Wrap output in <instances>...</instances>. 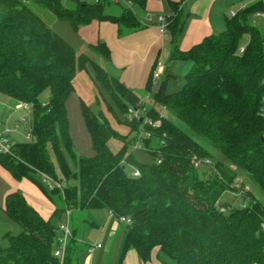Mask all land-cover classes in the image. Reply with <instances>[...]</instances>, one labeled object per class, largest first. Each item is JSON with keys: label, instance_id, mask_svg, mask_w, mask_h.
I'll use <instances>...</instances> for the list:
<instances>
[{"label": "trees", "instance_id": "1", "mask_svg": "<svg viewBox=\"0 0 264 264\" xmlns=\"http://www.w3.org/2000/svg\"><path fill=\"white\" fill-rule=\"evenodd\" d=\"M31 1L68 20L74 30L93 20L136 29L140 21L131 6L145 9L147 2L72 0L75 5L68 7L63 0ZM181 3H169L171 58L190 61L191 68L175 92L167 91L172 75L158 84H153L152 75L150 79V89L157 86L152 98L165 108V116L115 75H107L90 56L78 54L28 3L0 0V93L28 103L33 112L26 133L29 141L13 139L11 132L18 128L8 122L16 144L11 154L0 153V163L15 178L57 180L52 146L65 179L63 193L51 190L61 192L64 208L49 219L21 194H7L3 211L20 231L7 234L8 245H0V264H57L53 252L59 224L52 219L60 221L70 210L72 227V219L83 209H106L118 219L129 218L124 251L133 247L144 262L155 253L161 264H264V33L250 21L251 15L264 11V4L258 0L226 18L222 33L182 52L178 47L185 28ZM113 5L121 6L119 14L110 11ZM244 36L247 44L241 51ZM90 50L112 68L105 42L91 45ZM90 62L95 80L123 112L129 115L126 104H132L145 108L146 114L126 121L138 134L134 143H127L104 116L81 100L93 146V156L85 157L73 150L66 101L75 89L78 71ZM46 90L49 100L43 104L40 96ZM148 119L158 125L147 123ZM60 137L75 166L73 172L60 150ZM113 139L122 145L118 152L109 146ZM140 140L141 150L153 156L152 163L138 162L129 152ZM126 164L134 169L127 171ZM136 170L139 175H134ZM240 174L246 181L237 187ZM71 179L75 184L68 185ZM247 185L261 197L255 198ZM227 189H233L239 205L228 204L225 211L219 199ZM74 233L73 228L65 264H78L80 248Z\"/></svg>", "mask_w": 264, "mask_h": 264}, {"label": "crops", "instance_id": "2", "mask_svg": "<svg viewBox=\"0 0 264 264\" xmlns=\"http://www.w3.org/2000/svg\"><path fill=\"white\" fill-rule=\"evenodd\" d=\"M96 1L94 0L93 2ZM171 1L179 2L181 0H147L145 9L131 6L125 2L126 5L132 7L140 21V27L136 29L120 26L118 23L108 20H93L91 23L76 30L81 34L83 44L87 45L90 57L95 63L99 64L101 62L94 60L90 46L96 45L101 41L106 43L111 52V63L115 77L142 100L148 95L152 98L153 94L157 91V89L153 91V87L156 85H153L150 89V79L158 63L162 65L163 74L166 73V76L170 74L174 77L173 79L177 80L186 71L184 73L185 76L191 68L189 66L190 61L171 58L172 37L170 30L168 28L162 30L159 22L160 16L164 15L166 19L171 16L172 10L169 4ZM256 1L258 0H182L181 8L185 15V28L178 43L179 50L182 52L189 51L205 38L222 33L225 30L226 18L232 17L233 14H237L240 10ZM261 1L264 4V0ZM110 11L114 14H119L121 6L113 5ZM250 21L264 33L262 26L264 11L251 15ZM246 44L247 40H245L243 47ZM89 65L87 64L86 68L81 69L77 73L74 81V91L77 90L78 85L80 87H85V84L93 86L87 74H91L88 69ZM184 76L180 78V85L184 80ZM81 100L87 105H91V98H88V101L80 98V103ZM11 117H13L12 112L6 121ZM55 210H53V213ZM104 210L107 221L97 242L102 244V247L96 249L91 255L87 250L90 243L82 242L78 236L79 222L75 227L72 225L75 229L74 237L80 248L78 264H161L156 258L155 253L152 254L148 261L144 262L133 247H129L124 251L126 224L120 222L108 210ZM53 213L48 217L39 214L45 219H49ZM80 215L81 211L77 214L79 221L81 220ZM91 224L93 228L100 226L94 223ZM122 225L124 226V235L120 229ZM100 239L103 241L100 242ZM83 252L88 254V257L84 261L82 259Z\"/></svg>", "mask_w": 264, "mask_h": 264}, {"label": "rangeland", "instance_id": "3", "mask_svg": "<svg viewBox=\"0 0 264 264\" xmlns=\"http://www.w3.org/2000/svg\"><path fill=\"white\" fill-rule=\"evenodd\" d=\"M23 1H25L30 6H32V8H34L37 14L40 15L55 32L60 34L76 49L78 54H85L90 56L89 49L86 47L87 45L85 46V43L83 44L81 34L78 31L74 30V28L72 27L71 23L68 20L58 19L55 15L49 12L41 4H38L31 0H23ZM87 1L93 2L94 0H87ZM63 3L65 4V6L68 7L71 5H75L72 4L74 3L72 0H63ZM262 24L264 28V21ZM245 40H247V36H244V40H242V45L245 43ZM91 54H93L94 60H96L97 62H101V60L97 58L92 51ZM88 64H90L88 69L90 70L92 75L87 72L86 73L89 76L88 78L91 79L93 86L89 84H85V87L84 86L80 87L78 85L80 82L78 81L79 83L77 84L78 85L77 90L73 91L69 95L66 101V111L69 121V137L72 142L73 150L78 155L85 157L93 156V146H92L91 137L87 131V128L85 126L82 117L81 108H80V98L86 101H88V98H91L92 100L90 105L91 109L95 113L104 116L109 121L113 129H115L118 133L126 137L127 143L130 142L134 143L138 135L136 129L130 128L129 123H126L127 120L129 122H133V119L127 113L123 112L122 109L119 108L116 102L104 90L102 85L95 80L94 78L95 68L91 62ZM99 64L105 67L107 75L110 76L115 75L113 69L109 66V64L107 63L104 64L102 62ZM191 65L192 63L190 62L189 66ZM184 73L182 76L180 77L178 76L179 80L173 78L169 79L167 86L168 92H175L178 90L181 82L180 78L184 76ZM165 78H166V73L165 74L162 73L160 75L158 83L161 82V80H164ZM154 89H157V86L153 87V91ZM144 99H148L147 103L155 107L161 114L168 116L165 111V108L160 106L158 103H155L154 99L151 98L150 95L146 96ZM48 100H49V90H46L41 94L40 102L44 104L47 103ZM18 103L19 102H15L12 99L0 93V118L6 121L8 119V116H10L12 112L13 117H11L8 121H10V125L14 127L16 126L18 117L26 116L28 120V124L27 125H24V123L18 124L19 125L18 129L11 132V137L17 141H29L27 139L26 133L29 131V126H30L29 123L33 117L32 108L30 106L28 107L27 110L20 109L17 112H15L14 107ZM126 106L132 109L137 108V106H133L132 104H126ZM145 114L146 113L142 109H140V118L145 117ZM142 130H143V125L141 124L140 132ZM110 146L113 152H118L122 148V145H120V143L114 139L111 140ZM60 150L63 154L65 161L68 164V167L73 172L75 170V166L69 157L67 149L61 140V137H60ZM49 152H50L51 160L53 161L55 167V178L58 181L65 180L64 174L59 165L57 154L52 146L49 147ZM129 152L130 153L132 152L134 159L138 162L152 163L154 161L152 155L146 153L144 150H136L132 147V145L129 147ZM132 167L131 165L126 164L127 171L130 172L131 169L133 170L134 167L133 168ZM236 181H237V187H241V184L246 180L245 177H243V175L240 174V176L237 178ZM67 184L68 185L75 184V181L71 179L70 181L67 182ZM246 189L253 190L252 187L250 188V185L249 186L247 185ZM51 190H52L51 187H49L44 182V177L41 176L37 177L36 180L30 178H15L0 163V245L1 246L5 247L8 245L9 242L7 239V234L16 235L20 231V227L16 223H13V221H11L3 211L7 194L10 192H17L21 194L22 196L25 197L29 205L35 208L41 215L48 217L50 214L53 213V210L64 208V201L62 196L60 195L61 192L58 191V194H53ZM252 194L257 199L261 197L257 189H254L252 191ZM235 196L236 195L233 189H227V191L220 197L219 202L225 211L228 210L226 208L228 204L232 203L233 205L236 206L239 205V202L237 198H235ZM69 212L71 215L70 210ZM80 219L81 220L79 221L77 216L75 215V218L72 219L71 224L75 227V225L77 226L79 222L78 236L80 237L82 242H86L88 244L97 243L99 241V237L102 231L104 230L105 222L107 221L105 210L83 209L81 211ZM65 220H66V216L64 214V216H62L60 221H58V219L56 218H53L52 222L53 224L60 225L61 223L65 222ZM91 223L100 226L97 228H93ZM120 229L122 230L121 232L124 235V226L122 225ZM102 239H100V242L103 241ZM87 257L88 254L86 252H83L82 254L83 261Z\"/></svg>", "mask_w": 264, "mask_h": 264}, {"label": "built area", "instance_id": "4", "mask_svg": "<svg viewBox=\"0 0 264 264\" xmlns=\"http://www.w3.org/2000/svg\"><path fill=\"white\" fill-rule=\"evenodd\" d=\"M98 1V0H97ZM113 2H117L118 0H112ZM234 15V14H233ZM159 22L161 24L162 30H166L167 28V19L164 15L159 17ZM241 51L244 50V47H241ZM162 74V65L161 63L157 64L156 69L153 71L152 74V82L153 84H158L160 75ZM145 102H148V99H144ZM30 105L26 102H19L15 107L14 110L17 112L20 109H25L27 110ZM141 109V108H140ZM140 109H129V116L132 118H140ZM143 111L146 112V109L143 108ZM0 122H2L0 120ZM9 121H4V124H2V127H0V153L4 154H11L12 149L14 145L16 144V141L11 139L9 136L10 131H12V128L8 125ZM28 122L26 116L18 117V120L16 122L15 128H18L21 123H24L26 125ZM147 123L152 124V125H158V122L153 123L151 120H146ZM145 135H148V133L145 131ZM30 136L28 135L27 138ZM134 149L136 150H141L144 149V147L141 144V140L136 142L133 146ZM195 165H198V162L195 163ZM134 175H139V172L136 170L134 172ZM44 182L51 187V189L58 188L60 191L63 192L65 182L63 181H58L53 178H50L48 176L44 177ZM246 189V188H245ZM247 190V189H246ZM66 220L65 222L61 223L58 228H57V247L53 252L54 257L57 259V264H65V253L67 249V243L69 238L72 237V229L70 227V212L69 210L66 211ZM120 222L125 223V224H130L131 220L129 218L125 217H120L118 219ZM102 244L100 243H91L88 245V252L89 254H93L96 249L101 248Z\"/></svg>", "mask_w": 264, "mask_h": 264}]
</instances>
